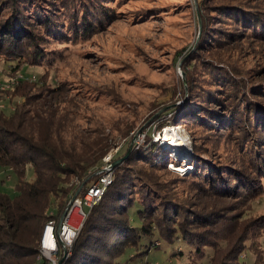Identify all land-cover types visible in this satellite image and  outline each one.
I'll return each mask as SVG.
<instances>
[{
	"label": "trees",
	"instance_id": "16d2710c",
	"mask_svg": "<svg viewBox=\"0 0 264 264\" xmlns=\"http://www.w3.org/2000/svg\"><path fill=\"white\" fill-rule=\"evenodd\" d=\"M56 1L0 0V53L17 66L45 64L43 43L65 36L64 28L68 25L67 20L63 22V13H53ZM76 1L85 6L67 16L69 25H77L69 28L68 33L77 34L78 30H73L81 27L84 33L95 30L97 24L91 17H103L106 12L93 11L89 7L91 0ZM64 5V10L69 12L68 4ZM214 8L221 15L211 18L217 25L233 19L234 24L250 29L246 33H254L258 18L240 10V14H234L237 8L229 5ZM204 22L206 26L209 24L208 16L203 17ZM246 33L243 40L248 37ZM224 35L232 37L229 33ZM213 38L212 33L207 38L206 50L210 56L203 57L200 53L199 58L201 63L225 75L218 80L222 88L216 84L220 93L204 96L195 90L196 76L190 71L196 69L198 58L188 60L184 66L188 90H183L181 97L185 103H201V110H192L187 113V120L178 122L175 115L179 106H170L155 119L156 130L162 132L169 126L180 125L193 137L187 123L199 122L212 131L236 127L244 145L253 146L249 152L256 162L257 179L233 183L234 186L227 185L226 180L219 184L215 179L219 174L215 173L216 167L203 161L196 151L198 160L193 162V173L183 175L192 176L191 181L197 185V199L195 203H187L193 209L183 207L173 200L157 174L159 170L171 172L168 162L179 161L163 152L149 133L147 145L134 149L114 168L112 184L100 202L86 211L64 264H128L145 257L153 248L158 249L154 237L169 245L173 257L183 258L188 253L191 264H240L247 243L252 249H259V237L264 236V217L244 221L239 206L240 201L264 194V97L255 94L256 89L264 91V85H257L264 80V69L244 70L247 66L243 63L251 64L244 55L215 54L211 46L219 45L223 49L229 44ZM253 76L257 79L250 85L249 78L252 80ZM233 80L243 82V86L237 83L232 86L230 83L236 82ZM21 85L11 90L12 99L16 97L19 101H14L10 108L0 109V171L10 172L15 178L13 193L0 188V264H48L39 246L44 226L49 221L59 224L79 188L84 186L79 194L84 195L97 181L105 156L118 145L119 139L130 135L134 126L120 119L102 120L97 113L88 116L82 108L83 98L75 92L73 84H51L47 78H40ZM132 137L126 140V147L116 159L126 154ZM191 143L196 148L194 139ZM201 170H205L207 178L199 182ZM229 199L239 206L226 207L222 201ZM179 240L187 252L172 248ZM143 245L149 250L142 252ZM207 249L213 253L208 255Z\"/></svg>",
	"mask_w": 264,
	"mask_h": 264
},
{
	"label": "rangeland",
	"instance_id": "374dc122",
	"mask_svg": "<svg viewBox=\"0 0 264 264\" xmlns=\"http://www.w3.org/2000/svg\"><path fill=\"white\" fill-rule=\"evenodd\" d=\"M65 2L69 12L64 10ZM54 4L56 9L53 13H63V22L67 20L68 25L64 28L65 36L50 38L48 44L43 43L47 59L45 64L39 66L23 63L17 66V63L0 53V109L10 108L14 101H19L16 97L12 99L11 90L22 83H33L40 78H47L51 84H73L75 92L83 98L82 108L86 109L88 116L97 113L102 120L120 119L134 126L128 137L118 140L117 146L125 141L123 147H126V140L133 135L132 140L135 141L132 152L134 149L144 148L147 145L146 136L151 133L163 152L167 151L178 159V163L168 162L167 167L172 168L169 166L172 164L179 168L170 169L171 172L159 170L157 174L173 200L183 207L190 208L187 203H195L197 199V185L191 181L192 176H187L193 173V162L198 160L196 151L200 154L198 157L216 167L215 173L219 174L215 179L219 184L226 180L227 185L234 186L233 183L257 179L256 162L249 152L253 146L244 145L241 132L236 127L227 131H212L199 125V122H191L186 124L194 133L191 137L180 125L173 126L175 129L169 126L165 131L167 138L173 140V147L177 146L174 151L171 144L157 141L160 131L156 130L157 124L154 121L173 105L179 106L178 115H175L178 122L185 118L187 120V113L192 110H201V103H185L181 97L182 91L188 90V79L184 71L188 60L198 58L196 69L190 71L196 76L193 79L197 81L195 90L198 93L203 92L204 96L211 92L220 93L216 84L218 88H222L218 85V80L224 79L225 75L220 72L218 74L219 69L201 63L199 58L200 53L203 57L211 54L206 50L209 45L207 38L211 33L213 40L218 37L216 39L222 40V44H229L223 49L219 45H213L210 47L212 52L232 57L246 56L251 64L243 63L247 66L244 70L252 67L255 70L264 69V0H91L89 7L93 11L104 10L106 14L103 17H91L97 24L95 30L84 33L83 27L76 28L73 32L78 30L77 34L68 33L69 28L77 25H69L70 18L67 16L81 6L84 7V3L82 5L76 0H57ZM218 5L237 8L234 14L242 11L248 16L250 14L253 18H258L254 33H246L251 32L250 29L234 24L233 19H229L225 25H217L211 18H221L217 10L216 13L214 10V6ZM205 16L210 21L207 26L203 23ZM222 20H226V17ZM244 32L248 34L246 40H243ZM225 33L232 37L227 38ZM256 79L255 76L252 80L249 78V84ZM236 83L243 86V82L240 84L237 81L230 84ZM257 85H264V80ZM251 91L248 88V92ZM255 94L261 99L264 97L261 88L256 89ZM179 138L185 140L187 148L174 143ZM193 139L196 144L194 149L191 145ZM187 151L189 155L185 154ZM185 173L187 175H183ZM200 175L202 178L199 182L207 178L205 170H201ZM14 186V176L10 172L0 171V188L13 193ZM229 200L222 201L226 207L239 206L233 199ZM240 202L239 215L243 216L244 221L264 217V194ZM259 238V249H252L250 243H247V248L240 255V264H264V236ZM153 240L158 249L153 248L145 257L126 263L191 264L188 253L183 258L173 257L172 249L167 243L158 239L156 241L155 237ZM184 247L179 240L172 248L187 252ZM140 249L142 252L149 250L145 245ZM206 252L208 255L213 253L211 249Z\"/></svg>",
	"mask_w": 264,
	"mask_h": 264
},
{
	"label": "built area",
	"instance_id": "2783aa9c",
	"mask_svg": "<svg viewBox=\"0 0 264 264\" xmlns=\"http://www.w3.org/2000/svg\"><path fill=\"white\" fill-rule=\"evenodd\" d=\"M165 129L163 130V133L167 134ZM172 129L175 128L172 127ZM164 134L163 137L165 136ZM163 137L159 134V139L157 141H161L162 143ZM124 143L114 147L105 156L101 170L98 172L97 181L87 189L84 195H78L73 200L60 227L55 221H49L44 226L40 235L39 246L40 252L42 256L48 261V264H58L60 260V254L63 255L64 248L68 250L67 257L70 255L69 251L75 239L77 238L78 232L86 217V211L92 209L100 202L106 189L113 182V162L116 160L117 155L123 148ZM169 166L172 167H169L171 170H176V168H179L172 164ZM179 172L182 173L183 171L179 170Z\"/></svg>",
	"mask_w": 264,
	"mask_h": 264
},
{
	"label": "water",
	"instance_id": "95a60500",
	"mask_svg": "<svg viewBox=\"0 0 264 264\" xmlns=\"http://www.w3.org/2000/svg\"><path fill=\"white\" fill-rule=\"evenodd\" d=\"M160 134V136H163V131L162 132H160L159 133ZM165 136L163 137V139H162V141L164 142V143H168V144H171V146H172V148H173V150L175 149V147H173V144H172V141L173 140H169V138H167V135L168 134H164ZM134 139L131 141V144H130V146H129V149H128V151H127V153H126V155H124L123 157H121V158H119V159H116L114 162H113V168H116L118 165H120L121 163H123L129 156H130V154H131V152H132V149H133V147H134ZM185 141V140H184ZM186 148H187V145H186ZM186 150V149H185ZM174 151H176V150H174ZM186 155L188 154L189 155V153H188V151L185 153ZM83 187L84 186H82L81 188H79V190L76 192V194L73 196V198H72V200L70 201V203H69V206H68V208H67V210L69 209V207H70V205L72 204V202H73V200L80 194V192L82 191V189H83ZM67 210H66V212L64 213V215L62 216V218H61V220H60V222H59V227H60V225H61V223H62V221H63V219H64V217H65V215H66V213H67ZM67 254H68V250L66 249V248H64L63 249V256H62V258L59 260V262H58V264H64V262H65V260L67 259Z\"/></svg>",
	"mask_w": 264,
	"mask_h": 264
},
{
	"label": "bare ground",
	"instance_id": "6f19581e",
	"mask_svg": "<svg viewBox=\"0 0 264 264\" xmlns=\"http://www.w3.org/2000/svg\"><path fill=\"white\" fill-rule=\"evenodd\" d=\"M174 143L177 145V143L179 144L178 146H186V143H185V141H184V139L183 138H179V139H177V140H175L174 141ZM175 148H177V146H175Z\"/></svg>",
	"mask_w": 264,
	"mask_h": 264
}]
</instances>
